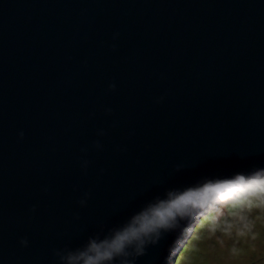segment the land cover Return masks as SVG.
<instances>
[{
	"label": "water",
	"instance_id": "1",
	"mask_svg": "<svg viewBox=\"0 0 264 264\" xmlns=\"http://www.w3.org/2000/svg\"><path fill=\"white\" fill-rule=\"evenodd\" d=\"M262 169L264 0H0V264H69L177 192L112 262L164 264Z\"/></svg>",
	"mask_w": 264,
	"mask_h": 264
},
{
	"label": "rangeland",
	"instance_id": "2",
	"mask_svg": "<svg viewBox=\"0 0 264 264\" xmlns=\"http://www.w3.org/2000/svg\"><path fill=\"white\" fill-rule=\"evenodd\" d=\"M212 202L164 264H264V196L239 203L222 196ZM212 209L215 215L209 214Z\"/></svg>",
	"mask_w": 264,
	"mask_h": 264
},
{
	"label": "clouds",
	"instance_id": "3",
	"mask_svg": "<svg viewBox=\"0 0 264 264\" xmlns=\"http://www.w3.org/2000/svg\"><path fill=\"white\" fill-rule=\"evenodd\" d=\"M261 173H264V169L244 177L243 182L234 179L230 183L222 184L221 187L206 188V191L209 194H221L236 203L250 197L264 196V180L250 179L251 176ZM188 202L189 197L169 192L166 199L157 201L137 215L132 227L117 232L113 241L91 240L83 251L69 257V264H112L116 258L129 256V248L133 249L136 255H142L146 245L159 241L162 230L167 231L173 226L171 220H174L177 214H181V209ZM121 264L129 262L123 259Z\"/></svg>",
	"mask_w": 264,
	"mask_h": 264
},
{
	"label": "trees",
	"instance_id": "4",
	"mask_svg": "<svg viewBox=\"0 0 264 264\" xmlns=\"http://www.w3.org/2000/svg\"><path fill=\"white\" fill-rule=\"evenodd\" d=\"M211 204H214V202H212ZM214 212H215V209H212V210L209 211V214L210 215H212V214L215 215ZM209 214H208V216H209ZM202 216H204V214Z\"/></svg>",
	"mask_w": 264,
	"mask_h": 264
},
{
	"label": "snow or ice",
	"instance_id": "5",
	"mask_svg": "<svg viewBox=\"0 0 264 264\" xmlns=\"http://www.w3.org/2000/svg\"><path fill=\"white\" fill-rule=\"evenodd\" d=\"M214 191H218V189H214Z\"/></svg>",
	"mask_w": 264,
	"mask_h": 264
}]
</instances>
